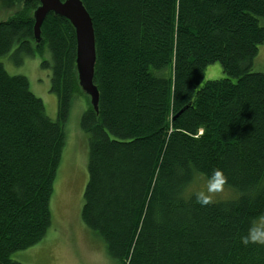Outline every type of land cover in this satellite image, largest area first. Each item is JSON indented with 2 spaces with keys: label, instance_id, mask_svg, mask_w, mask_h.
<instances>
[{
  "label": "trees",
  "instance_id": "trees-1",
  "mask_svg": "<svg viewBox=\"0 0 264 264\" xmlns=\"http://www.w3.org/2000/svg\"><path fill=\"white\" fill-rule=\"evenodd\" d=\"M95 30L99 110L81 118L89 180L81 217L120 264H264V245L241 243L264 213V0H81ZM39 0L0 22V57L51 61L58 120L24 75L0 61V264L38 245L66 123L83 91L71 22L50 12L34 36ZM220 62L227 77L203 82ZM222 169L235 199L201 206L180 193ZM202 178L197 179L200 176Z\"/></svg>",
  "mask_w": 264,
  "mask_h": 264
},
{
  "label": "rangeland",
  "instance_id": "rangeland-1",
  "mask_svg": "<svg viewBox=\"0 0 264 264\" xmlns=\"http://www.w3.org/2000/svg\"><path fill=\"white\" fill-rule=\"evenodd\" d=\"M18 9L19 6L11 0H0V22L14 16ZM262 23L264 24V19ZM16 47L0 57V61L10 74L28 78L30 89L43 100L48 116L58 120V98L51 90L52 70L42 65L44 59L51 61L50 52L46 51L44 57H34L23 53L15 54ZM253 71L264 72V43L259 46ZM225 77L222 64L214 62L206 68L203 82ZM88 107L87 97L77 95L64 124L66 145L51 199L52 226L40 245L15 252L12 258L16 261L24 264H120L108 255L105 241L87 227L81 217L84 191L89 180V135L81 127V118ZM199 178L202 177L197 179ZM204 183L200 179L191 185L199 188ZM238 196V191L225 185L224 190L216 194L215 201L235 199ZM38 246H45L48 253L38 251Z\"/></svg>",
  "mask_w": 264,
  "mask_h": 264
},
{
  "label": "water",
  "instance_id": "water-1",
  "mask_svg": "<svg viewBox=\"0 0 264 264\" xmlns=\"http://www.w3.org/2000/svg\"><path fill=\"white\" fill-rule=\"evenodd\" d=\"M24 3L17 4L18 11ZM50 12L65 17L75 28L79 84L83 95L89 96L91 105L98 111L100 92L94 83L97 50L92 17L81 0H40V5L33 12L34 36L37 43L41 41V26Z\"/></svg>",
  "mask_w": 264,
  "mask_h": 264
},
{
  "label": "clouds",
  "instance_id": "clouds-1",
  "mask_svg": "<svg viewBox=\"0 0 264 264\" xmlns=\"http://www.w3.org/2000/svg\"><path fill=\"white\" fill-rule=\"evenodd\" d=\"M227 183V176L222 169H215L211 175L207 176L202 187L193 185L187 186L180 195L184 199L195 196V200L201 206H207L215 202L217 193L224 190ZM241 243L245 246L249 244L264 245V213L254 217L245 235L241 236Z\"/></svg>",
  "mask_w": 264,
  "mask_h": 264
},
{
  "label": "crops",
  "instance_id": "crops-1",
  "mask_svg": "<svg viewBox=\"0 0 264 264\" xmlns=\"http://www.w3.org/2000/svg\"><path fill=\"white\" fill-rule=\"evenodd\" d=\"M44 242V240H42L40 243ZM40 243L38 245H40ZM37 246V245H36ZM35 247V246H34ZM38 251H42L43 254H47L48 253V249L45 246H38L37 248Z\"/></svg>",
  "mask_w": 264,
  "mask_h": 264
},
{
  "label": "flooded vegetation",
  "instance_id": "flooded-vegetation-1",
  "mask_svg": "<svg viewBox=\"0 0 264 264\" xmlns=\"http://www.w3.org/2000/svg\"><path fill=\"white\" fill-rule=\"evenodd\" d=\"M6 1H7V0H6ZM11 1L14 2L15 4H18V3H21V2L24 3V2H26V1H28V0H11ZM39 5H40V0H39ZM39 5H38V6H39ZM38 6H37V7H38ZM35 9H36V8H35Z\"/></svg>",
  "mask_w": 264,
  "mask_h": 264
}]
</instances>
